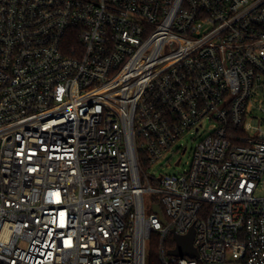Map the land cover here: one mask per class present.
Returning <instances> with one entry per match:
<instances>
[{
	"label": "built area",
	"instance_id": "2783aa9c",
	"mask_svg": "<svg viewBox=\"0 0 264 264\" xmlns=\"http://www.w3.org/2000/svg\"><path fill=\"white\" fill-rule=\"evenodd\" d=\"M255 91L264 0H0V264H264Z\"/></svg>",
	"mask_w": 264,
	"mask_h": 264
},
{
	"label": "rangeland",
	"instance_id": "374dc122",
	"mask_svg": "<svg viewBox=\"0 0 264 264\" xmlns=\"http://www.w3.org/2000/svg\"><path fill=\"white\" fill-rule=\"evenodd\" d=\"M246 119V122L250 123L253 127L264 130V93L262 91L254 92L251 98V104L248 109ZM209 126V123H207L205 125V128L208 129ZM249 131L255 134L260 133L258 130L255 129H251ZM194 135H196L197 138H194ZM204 135L205 134L202 132L199 134H186L181 141L183 143V146L187 148L186 153L183 154L181 150L179 152L167 154L165 157H163L156 163L145 166L147 176L157 179L160 177V175L180 174L189 170L193 161L194 149L197 144V141L201 139ZM178 159H181L180 166H176V162ZM257 195L264 196V177L261 186L257 191ZM149 197L150 195L147 194V212L150 211L152 205V200ZM167 243L169 246L175 245L172 235H169L167 237Z\"/></svg>",
	"mask_w": 264,
	"mask_h": 264
},
{
	"label": "water",
	"instance_id": "95a60500",
	"mask_svg": "<svg viewBox=\"0 0 264 264\" xmlns=\"http://www.w3.org/2000/svg\"><path fill=\"white\" fill-rule=\"evenodd\" d=\"M179 162H177V165ZM154 211L162 216V210L159 205L154 206ZM163 218V216H162ZM164 220V218H163ZM195 230L192 228L188 234L180 236L174 233V240L176 242V248L169 251V254L176 256H190L198 257L197 249L194 246Z\"/></svg>",
	"mask_w": 264,
	"mask_h": 264
},
{
	"label": "trees",
	"instance_id": "16d2710c",
	"mask_svg": "<svg viewBox=\"0 0 264 264\" xmlns=\"http://www.w3.org/2000/svg\"><path fill=\"white\" fill-rule=\"evenodd\" d=\"M147 264H161L159 258V239L155 234H153L149 244Z\"/></svg>",
	"mask_w": 264,
	"mask_h": 264
}]
</instances>
